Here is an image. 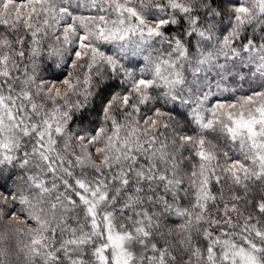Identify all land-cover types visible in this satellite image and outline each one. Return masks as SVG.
<instances>
[{"label": "snow or ice", "instance_id": "obj_1", "mask_svg": "<svg viewBox=\"0 0 264 264\" xmlns=\"http://www.w3.org/2000/svg\"><path fill=\"white\" fill-rule=\"evenodd\" d=\"M0 264H264V0H0Z\"/></svg>", "mask_w": 264, "mask_h": 264}]
</instances>
